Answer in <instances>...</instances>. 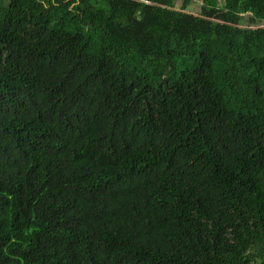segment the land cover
Returning a JSON list of instances; mask_svg holds the SVG:
<instances>
[{"label":"trees","instance_id":"obj_1","mask_svg":"<svg viewBox=\"0 0 264 264\" xmlns=\"http://www.w3.org/2000/svg\"><path fill=\"white\" fill-rule=\"evenodd\" d=\"M0 0V264H264V0Z\"/></svg>","mask_w":264,"mask_h":264},{"label":"rangeland","instance_id":"obj_2","mask_svg":"<svg viewBox=\"0 0 264 264\" xmlns=\"http://www.w3.org/2000/svg\"><path fill=\"white\" fill-rule=\"evenodd\" d=\"M200 3L201 0H194L193 5H191L192 8L191 11L197 13L198 12L197 7L200 5ZM180 4H181V0L178 1V7H180Z\"/></svg>","mask_w":264,"mask_h":264}]
</instances>
